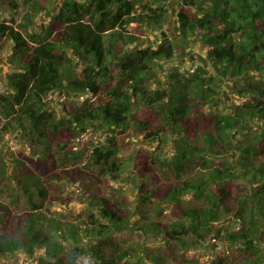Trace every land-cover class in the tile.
<instances>
[{"label": "trees", "instance_id": "1", "mask_svg": "<svg viewBox=\"0 0 264 264\" xmlns=\"http://www.w3.org/2000/svg\"><path fill=\"white\" fill-rule=\"evenodd\" d=\"M2 1L15 9L19 6L17 0ZM168 1L61 0L56 12L49 11V22L42 24V36L28 35L0 20V35L14 42L10 62L15 66L8 75L10 92H0V109L9 116L0 131L5 134L18 129L35 146L46 145L51 150L58 144L73 150L90 125L107 129L112 133L110 145L94 146L89 164L107 165L110 178L106 181L110 184L112 178L121 177L122 164L116 161L121 142L128 143L138 126L146 140H159V151L148 152L141 156L143 160L136 162V148L126 156L135 163L134 179L139 180V175L143 178L138 185L140 203L157 207L156 200L161 199L171 203L177 216L171 222L159 218L131 225L132 213L127 212V205L103 197L95 205L100 207V216L92 206L90 220L96 225L89 229L87 224L65 225L38 210L24 218L13 216L12 207L0 201L4 231L0 235V256L19 252L35 256L42 250L36 258L38 264H60L66 255L77 264L88 248L98 264H142L145 254L155 264H162V256L154 249L118 245L114 231L129 228L136 235L163 234L172 239V248L186 260L191 248L203 245L215 232L222 236L218 222L234 213L240 227L227 231L224 239L233 243L241 256L216 258L210 264H264V0H182L178 11L181 33L189 37L202 32L215 73L203 62L187 73L174 68L167 84L162 81L151 88L145 83L155 74L151 63L172 58L173 41L165 38L157 48L134 51L128 46L142 38L145 27L158 30L165 26ZM30 7V13L33 9H49L40 0L31 2ZM28 12L26 17L32 21ZM70 50L85 61L83 68H77ZM113 59H117L116 67L112 66ZM226 78L243 83L238 93L245 100L234 112L206 113L200 106L218 103L217 79ZM55 89L71 97L85 92L91 95L79 105L75 98L64 101L63 112L59 113L49 108L46 100ZM142 105L160 113V118L152 124L133 119ZM252 120L262 121L254 139L236 140L234 131H247ZM118 131L124 134L121 142L117 141ZM170 141L172 153L167 154L163 148ZM232 150L239 151L238 158H213L214 154L226 155ZM33 152L29 161L16 156L18 171L9 174L10 178L21 176L19 186L24 187L30 202L35 191L43 200L48 197L43 174L60 181L84 177L80 171L62 169L52 151ZM189 162H199L201 167L191 178L182 179ZM156 165L169 167L178 176V181L161 195L144 189V179L154 174ZM238 178L248 183L244 196L235 193L233 181ZM189 193L205 205H186L183 196ZM32 205L40 207L38 203ZM163 213V209L158 210V216ZM99 217L108 222L100 223ZM190 235L195 241L188 240ZM85 237L96 242L86 247ZM109 243L113 245L111 251L107 250Z\"/></svg>", "mask_w": 264, "mask_h": 264}, {"label": "rangeland", "instance_id": "2", "mask_svg": "<svg viewBox=\"0 0 264 264\" xmlns=\"http://www.w3.org/2000/svg\"><path fill=\"white\" fill-rule=\"evenodd\" d=\"M35 0H17L19 6L15 9L7 3L0 0V20L10 22L15 26L21 28L24 33H39L41 36L44 34L42 24H47L51 18L49 11L56 12L61 0H40L43 5L49 9L38 12L33 9L30 13L31 2ZM182 0H169L167 6L169 9V19L162 29L154 30L150 27H145L142 33V38L134 44L128 46L130 50L145 48L151 46L157 48L165 38L173 41L175 46V55L170 59H160L151 63L154 75L148 76L145 83L151 88H156L161 85L162 81L166 84L169 82V73L174 68H179L181 72H189L194 70L200 63H204L212 73H215V68L211 66L208 58V45L205 42L204 36L201 33L191 34L189 37H184L181 33L180 20L178 11L182 5ZM194 9V8H193ZM29 10V12H28ZM31 14L32 21L27 19L26 13ZM14 42L6 36L0 35V92H10L11 86L9 85L8 75L15 70V66L10 62V55L12 53V46ZM75 60L77 68H83L85 61L78 55L69 51ZM117 59L112 60V66H115ZM220 89L218 95V103H213L211 106H200L206 113L209 110L224 112H234L237 104H242L243 99L238 93V89L243 83H238L237 78H226L223 80L217 79ZM117 83V82H116ZM88 92L74 94L68 96L64 91L57 89L52 90L46 96L49 108H56L59 113H62L64 106L63 102L71 98H75L78 105L82 103L84 98L90 96ZM160 113L150 109L146 105L140 106L133 113V119L147 121L149 124L155 123L160 118ZM9 116L0 109V128L5 125ZM262 128L261 120H252L249 129L242 131L236 129L233 133L234 138L237 140H253L256 134V129ZM111 131L107 129H95L92 125L89 130L85 132L77 141L73 150H65L58 144H53L51 150L46 145L35 146L29 139L23 137L20 130L14 129L12 132L2 133L0 131V201L9 204L12 208V214L20 215L22 218L35 210L43 211L47 216L56 217L60 222L67 224H87L90 229L96 225L91 222V212L94 207L97 215L100 216L99 206H95L97 200L103 197L108 198L111 202L124 203L128 207L127 212H131V225H140L144 221L155 220L163 218L166 222H171L177 219L171 203L163 202L157 199L158 206L141 204L139 198V187L141 184L142 176L139 175V180L134 179L137 173L135 163H130L126 159L128 153L132 148H136L137 153L136 162L143 160V155L151 152L157 148L159 140L148 141L143 129L138 126L135 127L133 133L129 136L128 143H122L121 138L124 134L119 131L116 133L118 140L121 142V147L117 152L116 161L122 165V171L119 179H111L110 184L106 179L110 178V173L107 170V165H95L92 161V148L96 145H110ZM172 141V139H171ZM167 144L163 150L170 154L172 153V142ZM46 146V147H45ZM34 149L37 152L52 151L54 156L58 159V164L62 169L76 170L84 173V177L78 180L70 179L60 181L52 179L47 175H42L43 181L48 188V197L43 200L37 191L32 194V201L30 202L29 195L26 194L24 187L19 186L20 175L14 174V178H10L9 174L17 172L19 166L15 165V157H21L27 161L34 154ZM240 155L238 150H232L226 155L214 154L213 158L223 159L231 157L232 159L238 158ZM219 162V161H217ZM201 164L199 162L187 163L184 172L181 176L182 179L191 178L197 173ZM132 170H135L132 172ZM155 172L151 177L144 179V189L156 190L160 195L164 194L169 189L170 185L178 181V176L169 167L155 166ZM16 177V178H15ZM18 178V179H17ZM247 181L245 178H238L233 181L236 195L244 196L247 190ZM250 190V189H249ZM186 205H205L203 200L195 198L191 193L183 196ZM32 203H38L40 207L36 208ZM98 203V202H97ZM93 206V207H92ZM164 210L162 216H158V210ZM125 212V213H127ZM100 223L105 221L104 218H98ZM108 222L107 220L105 221ZM100 223H97L100 225ZM240 219L235 214H229L222 221L218 222L217 228H222V236L215 232L208 237L202 244L191 248L187 253L186 260H182L180 255H177L175 249L172 248L174 241L167 239L163 234L161 236H154L150 234L136 235L129 228L124 230L114 231V238L121 248H134L140 247V250L146 248L148 250H155L162 256V264H210L216 258H240L241 252L229 240L224 239V234L227 231H234L240 227ZM4 231L0 225V235ZM92 232V231H90ZM188 240L195 241V236L190 235ZM96 240H90L85 237L84 245L88 247L89 244H94ZM173 244V245H172ZM113 245L107 244V250L111 251ZM171 250V251H169ZM43 251L37 250L35 256H27L24 252H19L13 256H0V264H38L37 256L41 255ZM145 252V251H144ZM91 251L85 248V253L77 259V264H98L96 259L91 255ZM141 259L142 264H155L146 254ZM194 260L196 262H190ZM60 264H73L69 256H65Z\"/></svg>", "mask_w": 264, "mask_h": 264}]
</instances>
